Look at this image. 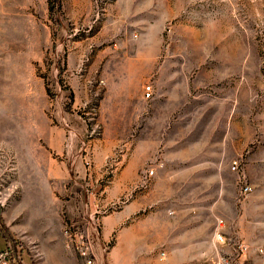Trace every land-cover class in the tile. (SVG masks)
<instances>
[{"label": "rangeland", "instance_id": "374dc122", "mask_svg": "<svg viewBox=\"0 0 264 264\" xmlns=\"http://www.w3.org/2000/svg\"><path fill=\"white\" fill-rule=\"evenodd\" d=\"M0 196L16 264L264 248V0H0Z\"/></svg>", "mask_w": 264, "mask_h": 264}, {"label": "crops", "instance_id": "0c3cea01", "mask_svg": "<svg viewBox=\"0 0 264 264\" xmlns=\"http://www.w3.org/2000/svg\"><path fill=\"white\" fill-rule=\"evenodd\" d=\"M252 206V205H251ZM246 207L247 213L245 214V218L243 221L245 222V230L248 235L253 238L257 226H255L256 222L254 216L251 213V210L254 211L253 207ZM253 208V209H252ZM12 222L9 221V218H5L3 214V220L0 221V252H3L9 241L17 235H15L14 231L11 228ZM213 229V226H212ZM210 239V240H209ZM212 238H198L196 236V230L190 231L187 236L182 237L183 244L179 249H171L172 251H168L167 259L161 260L160 257L157 258V255H154L152 260H140L139 264H190L191 262L200 263L203 258L210 257V259L216 257V252L212 246L211 242ZM258 240L261 241L259 238ZM225 253H232L230 248H226L224 250ZM194 261H191L193 260ZM250 259L253 260L254 264H264V261L257 256H250ZM197 261V262H196ZM136 263V261H134Z\"/></svg>", "mask_w": 264, "mask_h": 264}, {"label": "built area", "instance_id": "2783aa9c", "mask_svg": "<svg viewBox=\"0 0 264 264\" xmlns=\"http://www.w3.org/2000/svg\"><path fill=\"white\" fill-rule=\"evenodd\" d=\"M146 97L150 98L152 95L151 86H147L145 89ZM150 174H153V171H150ZM252 188L246 186L243 190V194L247 195L251 193ZM0 204L3 205V199L0 196ZM214 235L212 240V246L216 252V257L212 259H206L199 264H254L253 260L248 256L253 252L257 257L264 255V248L256 247L252 249L251 246L242 242L234 241L233 239L226 236L225 230L227 227V222L225 218H217L214 225ZM226 248L232 249V253H225ZM20 252L14 251L11 244H8L7 248L0 252V264H16L20 259ZM167 257L166 252L161 253V258L165 259ZM264 261V259H263ZM87 264H92L91 260Z\"/></svg>", "mask_w": 264, "mask_h": 264}, {"label": "trees", "instance_id": "16d2710c", "mask_svg": "<svg viewBox=\"0 0 264 264\" xmlns=\"http://www.w3.org/2000/svg\"><path fill=\"white\" fill-rule=\"evenodd\" d=\"M2 206L0 205V219H1Z\"/></svg>", "mask_w": 264, "mask_h": 264}]
</instances>
